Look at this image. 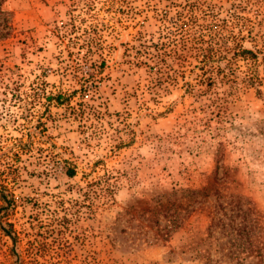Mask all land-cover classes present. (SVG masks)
<instances>
[{
    "label": "rangeland",
    "instance_id": "rangeland-1",
    "mask_svg": "<svg viewBox=\"0 0 264 264\" xmlns=\"http://www.w3.org/2000/svg\"><path fill=\"white\" fill-rule=\"evenodd\" d=\"M0 9V264H264V0Z\"/></svg>",
    "mask_w": 264,
    "mask_h": 264
},
{
    "label": "trees",
    "instance_id": "trees-1",
    "mask_svg": "<svg viewBox=\"0 0 264 264\" xmlns=\"http://www.w3.org/2000/svg\"><path fill=\"white\" fill-rule=\"evenodd\" d=\"M6 0H0V7ZM1 10V9H0ZM1 35V34H0ZM70 175H73L72 172ZM207 188H203V190H206ZM233 217H228V222H224L223 215L226 216L225 209H227L224 204H218L217 210L215 212L219 213V215H215L213 221L209 225V229L213 227H216L218 224L220 226L227 225V226H222V227H228L232 226L233 232L231 234L235 235L234 237L237 239H240V245L247 244V247L251 243V239L253 237V234L257 231V216L254 207L252 206H247L245 208H241L240 206H236V204H233ZM224 212V213H222ZM237 217L240 219L236 221ZM236 221V222H235ZM224 222V223H223ZM221 227V228H222ZM242 260V258H241Z\"/></svg>",
    "mask_w": 264,
    "mask_h": 264
}]
</instances>
